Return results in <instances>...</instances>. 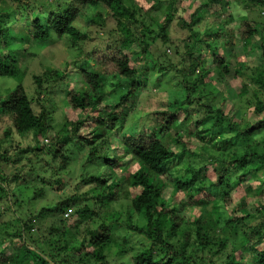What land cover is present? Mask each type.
Returning <instances> with one entry per match:
<instances>
[{
    "label": "trees",
    "instance_id": "trees-1",
    "mask_svg": "<svg viewBox=\"0 0 264 264\" xmlns=\"http://www.w3.org/2000/svg\"><path fill=\"white\" fill-rule=\"evenodd\" d=\"M10 1L28 2L33 13L16 18L11 5L0 4V86H10L0 94V141L11 147L15 133L32 136L34 146L17 145L11 158L8 149L0 153V264H110L104 251L114 231L122 235L115 264H264L263 205L250 212L243 197L236 206L241 217L226 211L231 190L248 187L252 175L264 171V63L253 68L233 55L258 40L264 56V22L234 19L230 5L238 0H202L188 19L176 8L178 0H167L158 15L138 9L134 0ZM154 1L157 11L162 1ZM241 1L264 9V0ZM226 8L230 15H224ZM142 14L148 24L137 19ZM118 16L138 28L110 29L107 40L87 49L88 34L75 26L78 19L99 23L105 31V18ZM205 16L213 24L200 32L196 27ZM178 27L186 39H173ZM64 37L79 56L72 68L62 75L51 70L33 76L44 95L60 96L69 111L78 112L56 128L48 123L49 107L35 110L28 100L14 52L21 43L13 42L30 38L37 56L38 46ZM157 41L169 47L179 43L174 56L162 55L163 65L153 50ZM79 63L87 67L80 69ZM248 68L253 72L238 94L245 106L233 101L225 112L231 75L244 76ZM148 82L166 94L140 123L130 117ZM250 108L252 119L246 115ZM169 142L175 151L166 147ZM78 156L79 184L88 192L79 199L66 194L28 220H2L10 206L21 207L20 186L30 188L31 174L41 183L31 186L33 198L42 197L48 187L65 186V172L69 176ZM88 166L94 172L87 173ZM208 167L214 181L207 177ZM255 195L264 196V185ZM193 209L198 212L191 218ZM41 216L51 220L47 232L31 225ZM252 220L259 222L251 225Z\"/></svg>",
    "mask_w": 264,
    "mask_h": 264
},
{
    "label": "rangeland",
    "instance_id": "rangeland-1",
    "mask_svg": "<svg viewBox=\"0 0 264 264\" xmlns=\"http://www.w3.org/2000/svg\"><path fill=\"white\" fill-rule=\"evenodd\" d=\"M7 2L8 5H11V10L13 11L14 16H16V18H20L22 19L24 16H29L32 15V10L33 8L30 7V5L28 4V2H21L19 4H13L10 0H4ZM26 1V0H25ZM63 4H65V0H61ZM135 5L137 6L138 9H142L143 12H151V14L154 15H158L159 11L162 9H165L166 5H167V0H161L162 3L157 5L158 9L157 11H155L153 8L156 6V3L154 0H134ZM202 0H178V3L176 5V8H180L181 10H183V14H182V18L188 19L190 14L193 12V10L195 8H197L199 6V4L201 3ZM230 2H233L234 0H228ZM2 0H0V4L2 5L3 3H1ZM238 2H242L241 0H238L237 2H233V4H231V14L232 17L234 19L240 17V16H246L249 20H253V21H258V22H264V9L257 6V7H250L248 5L242 3L239 4ZM54 4V3H53ZM66 5V4H65ZM56 5L54 4V7L52 9H55ZM15 10V11H14ZM43 12L45 14L48 13V9H44ZM230 9L225 10V16L230 15ZM19 13V14H18ZM121 14V13H120ZM12 18V16H11ZM118 16L117 19H112L110 17H106L105 20V24L107 27H104V30H101V25L99 23H93L91 21H86V19L84 18H80L78 19V22L75 24V26L82 32H87L88 34V39H87V49H90L91 47H93L96 43L100 44L102 42H104L105 40H107L108 36L106 34V32L110 31V29L113 28H120L122 25L124 24H128L129 27L133 28V29H137L138 25L134 20H130L127 17L121 18ZM119 19V20H118ZM137 19H141L142 22L145 21V24H148L147 19L145 18L144 14L140 15V17L137 16ZM117 21H119L120 25L117 27ZM158 23L154 24L151 28L152 29H156L157 26L159 25L160 21H157ZM213 24L212 21V17L210 16H205L203 19H201V21L199 22V24L197 25L196 29L200 32L204 31V29L210 27ZM10 25V24H9ZM22 26V25H20ZM178 26V25H177ZM232 27V26H231ZM178 31L175 33V35L173 34V39L177 38V40L179 41L182 38L187 37V35L185 33H180L179 27L176 28ZM26 33V32H25ZM159 37L158 32L157 35L155 36V39ZM15 45L16 44H20L18 50L15 49V55L17 57V61L19 63V69H20V75L22 77V79L20 80V83L23 84L26 93L28 95V100L31 102V104H33L34 109L39 110L40 107L43 104H46L49 109H50V113L47 117L48 119V123L50 122L52 125H56V128H58V126L61 125V122L63 121V119L65 118V120L71 122L73 120H75L78 116V112H71L67 109V107L64 104V101L62 100V98L59 96L57 98H53L49 95H44V92L42 90L39 89L38 85L33 81V76L34 75H38L41 76L43 74L44 71L50 72L51 70H55L58 74L62 75L63 73H65V71H68L72 68L71 62L73 60V58L75 56H78V53L76 52V50L71 49L70 48V42L68 39H66L65 37L59 41H55V40H51L48 43H46L43 46H38V48H41L40 51H36V53H38L37 56H35L32 53V49L35 48L34 43L30 40V38H25V39H15L13 42ZM179 45L178 44H174L171 45V47L169 46H164L162 44L161 41H157V44L155 47H153L154 52H156V55H160L161 56V60H160V64L163 65L165 63V59L163 58L162 55H166V58L170 55L174 56V50L175 47H177ZM179 49H181L179 47ZM223 52V51H222ZM225 57H229V51H225L223 52ZM233 55L238 56V58L240 57V59L244 60L245 62H247L249 65H251L254 68V64H259V63H264V56H262V51L261 48L259 46L258 40H252L250 44H248V46L244 47V48H238L235 51H233ZM174 61H178L177 57H173ZM254 63V64H253ZM77 67L80 69H84L86 68V64L83 63H79L77 64ZM253 68H248L243 70V75H231L229 82H228V86L229 88H227L224 91V95H225V100H224V108L226 109L225 112H228L231 109V102H235L238 107L242 108L244 105V103L242 102V98L240 99L238 94L240 92V88L243 85V82L246 79V76H250V74L253 72ZM18 81L19 80H15ZM247 82V81H246ZM11 84H13L12 82H10ZM0 87H3L2 90H0V94H4L6 89H9L10 86L9 85H1ZM220 90L218 91H223V87H219ZM143 89V88H142ZM160 88H155L154 86H152L151 82H148L146 87L143 89V92H141L140 94L137 95V97L135 98L136 101V105L135 108L133 109L134 114L132 112V115L130 117V119H139L140 123H142L144 121V117L145 115L150 114L151 109L155 106L158 105L159 101H164L165 99V92H160ZM116 92L119 93V91L116 90ZM107 95H110L112 97H114V93L108 91L106 93ZM249 96H251V94H249ZM34 101H32V99ZM238 110V109H236ZM240 111V110H239ZM247 115L248 119H252V108H250V110ZM193 117L197 116L195 115V113H192ZM244 118L245 115H244ZM128 122V121H127ZM142 127V126H140ZM1 129L2 127L0 126V138H2L1 136ZM28 135H32L31 133H29ZM53 136V133L51 132L48 137H49V143H51V138ZM26 135L21 137L17 134H13V144L10 147L9 142H4L2 140V142L0 141V153L3 152L4 149H8V154H7V158H11L14 155V152L16 150V146L20 145L21 148H25L27 146V144H29L30 147H33L34 142H33V137L32 136H27ZM253 137L258 138L255 135H253ZM115 142V141H113ZM47 144L46 140L45 143ZM173 143H167L166 147L168 149H173L175 151V149L177 147L172 146ZM261 145H264V141L261 142ZM41 148V146H40ZM120 150H118L117 152H119ZM23 153V152H22ZM21 153V154H22ZM30 155V154H29ZM75 164L73 166H71L70 170H69V176L68 173L65 172V186H63L62 188H58V187H54V188H50L48 187L47 189L44 190V194L42 197L39 198H33V188L31 186H35V187H40L41 183L40 181H38V179L34 176V175H30V177L27 178V182L30 184V188H26L29 186H25L22 187V185L20 186V189H23L21 191V198L19 199L21 201V207H16L15 205L10 206L12 209V212L7 211L6 213H3V221H11V220H28L30 218H33V216L37 215L39 212V209L47 206L49 204H52L56 201H58L59 199H61L63 196H65L66 194H76L77 199H79L81 197V195H83L84 193L88 192L87 188H84L82 185L79 184L80 179L79 176L80 174H82L81 171V158L80 156L76 157L75 159ZM12 165V164H11ZM105 170V169H104ZM103 170V171H104ZM134 170V169H133ZM86 172L90 173V172H94V168L91 166H88L86 168ZM253 179L250 178L248 181L249 186L247 187V185H239L238 187L234 188L231 190V198H232V205L229 206L226 211L230 212L231 210L235 211L236 215L238 217H241V215L244 212H238L236 211V206L237 204H239L241 198L245 197L246 198V203H247V209L250 212H253V209L257 206V204H262L263 208H264V196L261 197H257L255 195V189L258 186H262L264 185V171H260L259 173H256L254 175H252ZM207 177L209 178L210 181H214V175H213V171L212 169H210L208 167L207 169ZM80 185L79 190H76V186ZM89 192H91V190H89ZM178 200H180V198H178ZM117 206V205H116ZM117 207H115L116 209ZM113 209V208H112ZM108 210L107 212V218H108V214L109 212H111V210ZM2 211L1 207H0V212ZM71 211V210H70ZM197 210H192L190 211L189 215L192 218L194 215L197 214ZM71 212H68V215ZM188 215V214H187ZM67 214L64 213V215L62 217H66ZM189 217V216H188ZM264 219V217H263ZM31 225L33 228L37 229L38 232L39 230L44 231L46 229V232L51 224V220L46 219V217H39L35 220L31 219ZM192 220V219H191ZM53 222H55L54 220H52ZM259 221L258 220H252L251 221V225H257ZM57 224V223H56ZM240 231V230H239ZM32 234H36V230H33ZM121 232L120 231H114V239H112L111 243H109L108 247L105 249L104 253L105 255H107L108 261L110 262V264H115V262L118 261L117 258H113L115 257L116 254V243H119L120 239H121ZM261 248L264 247V241L263 244L260 246ZM44 251H49L48 249H43ZM40 250V249H39ZM247 258H249V255H247Z\"/></svg>",
    "mask_w": 264,
    "mask_h": 264
}]
</instances>
